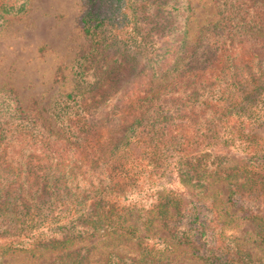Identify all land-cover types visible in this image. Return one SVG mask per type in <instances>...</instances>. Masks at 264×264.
Segmentation results:
<instances>
[{
  "label": "trees",
  "instance_id": "1",
  "mask_svg": "<svg viewBox=\"0 0 264 264\" xmlns=\"http://www.w3.org/2000/svg\"><path fill=\"white\" fill-rule=\"evenodd\" d=\"M82 1L70 91L0 88V264H264V0Z\"/></svg>",
  "mask_w": 264,
  "mask_h": 264
},
{
  "label": "rangeland",
  "instance_id": "2",
  "mask_svg": "<svg viewBox=\"0 0 264 264\" xmlns=\"http://www.w3.org/2000/svg\"><path fill=\"white\" fill-rule=\"evenodd\" d=\"M25 1L23 13L9 14L0 21V88L14 93L10 96L14 97V106L47 108L70 91L72 68L88 50L80 25L86 5L82 0ZM190 1L198 22L210 20L211 0ZM253 233L248 221L238 219L225 235L248 238ZM92 242L96 244L91 250L92 264H102L104 244L96 239L88 243ZM52 260L53 256L36 260L26 254L3 258L8 264H49ZM179 260L184 261L180 264H196L185 258Z\"/></svg>",
  "mask_w": 264,
  "mask_h": 264
}]
</instances>
